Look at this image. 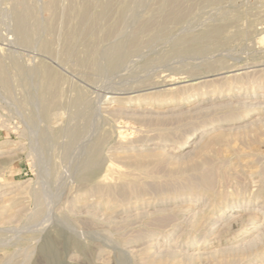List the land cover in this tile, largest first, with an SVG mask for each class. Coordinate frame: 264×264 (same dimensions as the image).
Masks as SVG:
<instances>
[{
  "label": "rangeland",
  "instance_id": "374dc122",
  "mask_svg": "<svg viewBox=\"0 0 264 264\" xmlns=\"http://www.w3.org/2000/svg\"><path fill=\"white\" fill-rule=\"evenodd\" d=\"M0 264H264V0H0Z\"/></svg>",
  "mask_w": 264,
  "mask_h": 264
}]
</instances>
